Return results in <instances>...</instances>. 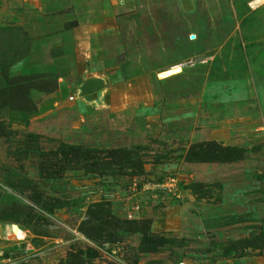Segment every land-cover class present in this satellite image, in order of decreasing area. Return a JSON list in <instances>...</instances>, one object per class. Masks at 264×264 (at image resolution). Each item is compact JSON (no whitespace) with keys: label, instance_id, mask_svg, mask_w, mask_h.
Segmentation results:
<instances>
[{"label":"rangeland","instance_id":"rangeland-1","mask_svg":"<svg viewBox=\"0 0 264 264\" xmlns=\"http://www.w3.org/2000/svg\"><path fill=\"white\" fill-rule=\"evenodd\" d=\"M251 1L0 0V264H264Z\"/></svg>","mask_w":264,"mask_h":264},{"label":"built area","instance_id":"built-area-1","mask_svg":"<svg viewBox=\"0 0 264 264\" xmlns=\"http://www.w3.org/2000/svg\"><path fill=\"white\" fill-rule=\"evenodd\" d=\"M249 6H250V9L257 10L264 6V0H253L249 4ZM179 184H181L180 177L177 175H174V176L169 177L168 180H165L162 184L158 186L159 188L166 190L168 192L176 193L178 191ZM137 209H139V207H137ZM128 217L130 219H133V216L131 215V213L128 214Z\"/></svg>","mask_w":264,"mask_h":264},{"label":"trees","instance_id":"trees-1","mask_svg":"<svg viewBox=\"0 0 264 264\" xmlns=\"http://www.w3.org/2000/svg\"><path fill=\"white\" fill-rule=\"evenodd\" d=\"M4 126H5V124H4V123H2V122H1V120H0V137H2V136H3V135H2L3 133H1V132H3V131H4V129H5V127H4ZM194 148H195V147H194ZM194 148H193V152H192V154L194 153V150H196V148H195V149H194ZM192 154H191V156H192ZM149 244H150V243H149ZM155 246H157V245H154V249L156 248Z\"/></svg>","mask_w":264,"mask_h":264}]
</instances>
